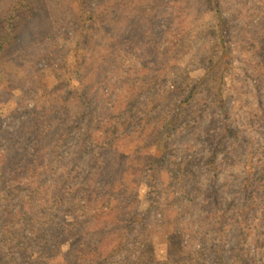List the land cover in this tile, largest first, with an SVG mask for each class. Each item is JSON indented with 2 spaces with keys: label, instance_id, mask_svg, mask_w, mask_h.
<instances>
[{
  "label": "rangeland",
  "instance_id": "rangeland-1",
  "mask_svg": "<svg viewBox=\"0 0 264 264\" xmlns=\"http://www.w3.org/2000/svg\"><path fill=\"white\" fill-rule=\"evenodd\" d=\"M12 1L0 0V24ZM27 2L28 9L19 8L13 20L12 51L0 58V151L6 149L10 158L43 150L50 159V146L56 143L50 145L52 116L56 120V108L63 103L72 110L77 103H90L93 115L113 121L126 115L127 122L114 134L119 158H102L95 176L88 155L77 148L84 122L77 120L79 113L69 116L67 133L51 156L53 169L41 178L46 183L62 179L76 192L87 186L99 189L97 182L104 181L109 203L102 207L91 200L83 210L66 214L64 206L51 207L47 199L30 209V195L20 188L13 198L22 212L18 222L29 220L33 236L31 242L23 239L28 249L15 251L10 264H264V246L254 245L263 238L264 210H257L244 228L241 252L235 251L237 228L231 223L216 253L218 241L196 220L200 198L194 203L190 194L191 185L204 189L210 181L209 143L200 129L209 115L215 124L220 118L222 109L212 112L206 106L215 98L219 77L231 128L247 123L246 106L238 104L264 98V89L256 95L251 85L255 78L259 85L264 73V0H86L85 21L69 0ZM217 24L225 27L227 61L220 59ZM197 106L206 109L201 119L182 113ZM144 117L148 120L140 123ZM156 124L167 142L158 193L142 169L148 160L142 151L155 152L158 139L151 132ZM125 134H133L132 141ZM124 142L137 146V153L121 155ZM98 150L104 151L101 145ZM173 164L180 171L190 168V179L167 180V167ZM240 175L236 162L221 166L213 181L228 198ZM5 206L6 194L0 192V251L5 221L15 220L6 218ZM140 216L148 224L141 233L131 220ZM23 232L28 234L26 226ZM236 253L244 263L235 260Z\"/></svg>",
  "mask_w": 264,
  "mask_h": 264
},
{
  "label": "trees",
  "instance_id": "trees-1",
  "mask_svg": "<svg viewBox=\"0 0 264 264\" xmlns=\"http://www.w3.org/2000/svg\"><path fill=\"white\" fill-rule=\"evenodd\" d=\"M69 1L78 7L77 11L80 12L81 18L85 21V15L88 12L86 0ZM10 4L11 6L6 9L0 24V58L4 54H9L15 44L14 27L16 24H13V20L15 19L16 12L19 8L28 9L27 0H13ZM83 25L85 26L86 24ZM217 25V45L221 53L220 59L227 61V59L224 58L228 51V41L227 38H225V27L223 24ZM262 72H264V70ZM260 75L258 76L259 85L256 83V78L254 81L252 79L251 83L253 86L252 90L256 95L264 89V73L260 72ZM219 78L220 80L215 88V98L206 106H208V108L212 107V112L216 109H222L220 118L215 124L213 117L209 115L211 118L207 121L206 127L200 129V133L206 136V140L209 143L208 170L210 171V181L208 182V187L204 189L199 186L191 185L190 194L193 195L192 198L194 203L198 196L200 198V210L196 217L199 226L202 227L201 229H203L205 233L214 235V238L218 241L214 252L218 253L224 246V229L227 225L233 223L237 228L235 251L239 253L241 252L240 250L243 242L247 240L245 227H248L250 225L249 222L253 221L257 210H264V98H259L254 104L247 105L245 102L238 104L241 105V107L246 106L247 123L246 125H238L235 126V128H231V126L226 123L230 112L223 108L222 79L221 77ZM189 96H191V94ZM89 107L90 103H77L76 109L72 110L71 106L69 108V104L63 103L59 109L56 108V112L58 113L56 120L52 116V112H50L53 122V132L50 131V133L54 136L53 141H50V145L56 141L55 144L50 146V159L44 156L45 152L43 150H32L31 152L19 153V156L10 158L7 156L6 149L3 148L4 150L2 149L0 151V192L6 194V206L3 211L6 218H15V220L12 218L13 220L5 221L7 227H3L2 230L0 264L13 263L16 259L14 255L15 251L21 253L23 250L28 249L24 246L25 241L23 239L25 237L30 239L28 242L32 241L30 237L33 236V228L31 230L28 226L29 220L18 222V216H21L20 214H22V212L20 209L15 208L13 200L15 195L19 193L20 188L25 189V192H28L30 195V200L27 204V207L30 209L37 208L41 205V202L47 199L50 200L52 204L51 207L58 208L59 206H64L66 214L72 212L73 209H76V211L83 210L85 206L89 205L91 200L100 201L102 207L109 203L107 199L108 194L104 191L106 186L104 181L97 182L99 189H97L96 186H87L82 190L83 192H76L77 190H74L73 186L64 184L62 179L46 183V180L41 178L49 167L51 173L53 169L51 167L53 162L51 156L53 157L55 154V148H57L59 144L57 142L62 140L65 135L64 133H67V128L70 126L71 122L69 116H74L77 113H79L77 120L84 122V125L79 127V132L83 133L84 137L82 138L81 144L77 145V148L79 152L85 151L88 155L89 167L94 170L92 175L98 176L100 174L101 168L98 164L102 158L107 157L108 154L111 156L115 155L114 148L119 138L114 136V134L127 122V116L125 115L124 118L119 121H113L108 117L103 118L101 115H93ZM205 111L206 109L197 106L196 108H191V110H182V113H190L189 117L191 119H194V115L197 114L199 119H201ZM144 120H148V118H140V123L144 122ZM188 121L187 119H183L184 123ZM166 123L167 121L164 122V124ZM161 124L162 122H159V127ZM158 129V125L156 124L152 127L151 132L154 133L153 136L158 139L155 143V152L147 154L145 150L142 151L144 155L146 154L145 157L148 159L144 164V168L142 167L143 171H145L144 176L147 180H154L151 182L152 184H150V182H148V184L154 186L155 188L151 187V189L156 190L157 193V188H161L157 180H160V175L163 171V168H161L163 166H161V164L165 162V151L167 150V142L165 143L162 138L164 135L160 134ZM91 132L93 135H91ZM125 136H128L130 141H132L131 139L134 137L133 134H125ZM100 145L103 147L104 151L98 150L96 153L94 149H98ZM123 148L121 155L130 151L132 155L137 153V146L131 148L126 142L123 143ZM216 152L219 156H215ZM46 155H48V153H46ZM114 157L116 160L119 158L116 155ZM217 157H219L218 160H216ZM236 162L240 163L241 175L238 180L237 188L233 190L232 194L227 198L221 194L220 185H215L213 180H217L216 173L221 170V166H232ZM57 166L58 165L55 164L54 171H56ZM178 168L179 167L175 164H173L171 168L167 167V180H185L188 177L190 179V168H182V171ZM51 179L50 176V180ZM169 186H172V183L169 184ZM150 192L152 191L150 190ZM239 195L243 197L241 200H237ZM93 197L96 199H93ZM35 202L36 205H33ZM173 202L174 200L172 203ZM204 208L206 209L204 210ZM109 212L114 214L112 208ZM16 215L17 218L15 217ZM140 217L138 221L131 218L133 222H138L136 225L139 233L145 232L148 229L146 220H144V217ZM153 222L152 219V223ZM24 226L27 227L28 234H24ZM16 228L18 229L16 230ZM261 234L263 238L261 240L256 239L254 244L256 247L264 246V231H262ZM34 238L35 240H40L41 237L37 235V233H34ZM4 250L5 253L3 252ZM238 253L234 254L235 260L244 263V258ZM218 260L221 262L222 258L219 256Z\"/></svg>",
  "mask_w": 264,
  "mask_h": 264
}]
</instances>
